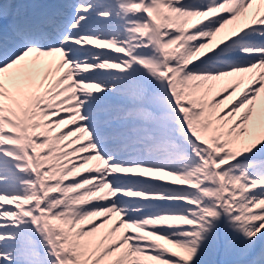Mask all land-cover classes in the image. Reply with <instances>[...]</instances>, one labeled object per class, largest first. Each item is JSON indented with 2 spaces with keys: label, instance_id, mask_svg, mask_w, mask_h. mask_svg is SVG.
<instances>
[{
  "label": "snow or ice",
  "instance_id": "obj_1",
  "mask_svg": "<svg viewBox=\"0 0 264 264\" xmlns=\"http://www.w3.org/2000/svg\"><path fill=\"white\" fill-rule=\"evenodd\" d=\"M0 264H264V0H0Z\"/></svg>",
  "mask_w": 264,
  "mask_h": 264
}]
</instances>
